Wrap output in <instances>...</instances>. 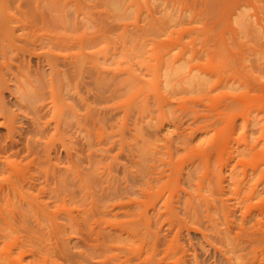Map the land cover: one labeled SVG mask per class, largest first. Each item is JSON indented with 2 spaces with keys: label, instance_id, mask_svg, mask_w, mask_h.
Listing matches in <instances>:
<instances>
[{
  "label": "rangeland",
  "instance_id": "374dc122",
  "mask_svg": "<svg viewBox=\"0 0 264 264\" xmlns=\"http://www.w3.org/2000/svg\"><path fill=\"white\" fill-rule=\"evenodd\" d=\"M40 1L41 3H47L48 0ZM49 1L56 2V6L54 5L56 7V10L54 8V14L57 16L56 21L58 19L55 24L56 36L59 35V37H57H61V41L66 43L64 47L62 46L63 44H61V48L58 45L62 43L59 39L60 43L59 41H57L58 44L56 43L58 47L56 45L53 46H56L53 48L55 52L57 54L60 53L62 56H66V54L68 55L70 52L73 56L72 58H76L74 56L79 55L81 50H83V52L84 49L86 52L89 50L92 56L87 52L88 56L92 58L95 56L93 58L95 61H93L95 64L98 62L96 66L99 68H96H98L99 71L107 69L101 72L104 79L101 78L98 81L94 80L97 78V75H95L97 73L91 70L90 66L86 67L89 69L88 71L85 68L82 72L80 71L81 69L75 67L71 69V72L72 70H74V72L79 70L77 73L81 72L82 75L78 73L77 76L80 78H76L77 73L73 72L74 74H71L70 77H72V79L70 80L76 82L78 86L76 85V87L71 81H66L68 83L65 82L64 86L69 84L72 88L65 86L68 88V92L70 89V93H68L65 91L64 86H61L62 81H60L61 84L57 81L55 92H57L56 94L58 95H55V99L59 101L56 100V104L54 103V105L50 106L49 104H53V100L51 102V97L53 96H51L52 93L48 91L49 88L46 87L47 89H45V86L47 83H50V79H48L47 76L49 74L48 77H50V72L52 71L50 65L44 59L46 58V56H44L45 53L50 48L48 49L49 46L45 47L47 44L46 39H44V42L39 39L42 35H46L47 37L44 30L42 31L39 29L36 31L39 37H36V40L39 39L37 40L39 42L36 43L37 48L34 52L37 51L38 53L42 50L39 52L41 55L39 53V55L34 53V56H31V53H26L27 55L25 56L20 54L21 65L23 67L22 72L27 71V74L25 72V74L23 73L25 76L27 75V77L23 79L22 85H20L14 77L13 72L15 71L14 73H17L16 67H10L11 69L9 70H14L13 72L7 70L6 66H4L6 65L5 59L0 55V65L3 63V65H1V69H3L1 72L3 73L5 71L3 76L7 79L5 80L3 78L4 82L0 79L3 83L0 85H4L5 88H10L9 90L12 91L9 92L2 87L6 92H2V94H5L4 97L0 94V109L5 107L6 112L12 119L16 116V121H14L17 123L14 122V124L21 135L16 133L14 135V140H18L17 144H19L20 147L28 142L30 148H32L34 146L31 147L29 142L32 143L35 141L36 143L38 141L37 143L40 144H36L38 147L39 145L42 147H39V149L42 150L38 149V154L40 155L38 158H41L40 160H42V163L45 162L43 160H48L50 162L47 164L48 166L46 165L47 167L50 166V168L52 167V169L56 170L60 167L62 171H64L67 166L70 167V180H68L70 183H68L71 184L69 185L71 193L67 198L68 200L70 198L71 201L68 202V206L71 208L73 220V222L71 221V229L73 230L70 231V234L72 232L73 241L71 249L73 248L72 252H74V255L86 260L85 262L90 264H264V239H256V236L259 238L260 235L264 238V182L260 183V180L264 179L260 172L264 170V0H249V2L246 1L247 3L244 2L245 5H241L242 1L238 3L237 1L239 0H233L237 2L239 8L243 11L238 9L240 12L236 14L237 16L239 15V17L235 15L236 17H232V20L228 18L227 20L231 24L226 20V24L223 22V26L222 24H217L218 22L216 21L217 17H219L218 11L215 10L217 9V0H206V2L205 0H183V2L177 1L176 3L175 0H113V3H111V0ZM163 1L166 4L169 2L170 9L167 10L168 15L165 14L163 17L161 15L162 13L160 14V12H158L160 15H157L156 12L155 16L157 15L156 17L157 19L159 18L158 20L160 21H153L154 25H152L153 23L150 24V14L148 13L151 12L150 10L157 11L161 9L162 5H166ZM208 1L212 3H207ZM16 2L17 0L13 1L12 5L11 2H9L10 7L8 13H12V17L16 19L12 25H17L15 22L21 25V20H23L24 23H26V21L18 12ZM103 2L107 4L105 3V5ZM130 3L132 6H130ZM209 4L211 7L214 6L213 9H215H210L211 7H209ZM237 4L235 3V5ZM235 5H232V7H237ZM207 7H209V9ZM111 9L114 11H111ZM233 9L234 11L236 10V8ZM179 11L183 12L181 18H179L178 15H182ZM235 12L238 11L236 10ZM117 15L125 18L122 19ZM172 15L175 19L172 18ZM17 18L20 20L18 21ZM102 19H104V21ZM164 19L168 22V26H170L169 23H171L172 19L171 27L174 26L172 28L174 31L172 32L174 33L172 36L177 35L178 37L176 38L178 41L176 39L174 40L175 37H171L170 41L169 34L171 35V32H169L168 36L165 35L169 30L165 34L163 33V35L157 31L160 23L164 22ZM107 22L111 25L108 26ZM59 23L60 25L58 26ZM125 23L128 26L124 25ZM19 24L16 26L15 33H19V35H17L20 38L21 35H23L24 29L20 28L22 26ZM156 24L159 25L157 26ZM111 26L113 27L110 28ZM149 26L152 29H150ZM181 26L185 28H183L184 32L187 30L185 33L183 32V39L179 37V33L177 34ZM102 27L104 31H101V29L103 30ZM144 27L145 29L148 28L149 31H146ZM171 27L169 28L172 31ZM30 29L28 28V30ZM174 29L178 31L176 32ZM28 30H25V32L28 33ZM59 30L65 34L62 32L59 33ZM219 30H224L223 35L220 36L224 38L226 36L228 41L226 39L225 41H227V44H230L235 36H240V41L243 43L245 42L244 47H248L246 48L247 50L245 49V53H243L245 56L241 54L246 58L245 61L238 52L239 48L236 49L238 53L235 51V57L238 54L240 55L237 56V58H240H238V61L235 60L236 62L230 60L227 54L219 55L217 52L219 46L217 45V42L219 44L217 39L220 40L218 36L221 34ZM111 31L113 33H111ZM154 31H156L155 34L151 33ZM25 32L23 35L24 37L22 36L20 38L21 42L26 41L24 40L25 38L33 40V37L30 38L29 34ZM29 32L33 34V31ZM83 34L85 35L83 36ZM25 35L27 36L25 37ZM97 35L100 36L97 37ZM232 36L234 38H232ZM134 37L136 38L134 39ZM94 38H97L96 41ZM72 40H74L75 43ZM154 41L155 43L159 41V44H154ZM138 42L141 43L139 44ZM1 43L2 42H0V48L2 47ZM77 43H80V45ZM5 44H7V42ZM182 44L183 46H181ZM261 44H263V48ZM68 45L71 46L69 47ZM154 45H157V48ZM153 46L155 48H153ZM168 47L170 48L169 50ZM154 49L155 51H153ZM173 49H175V51ZM74 52L76 53L74 54ZM146 52H148V54ZM153 52L156 53V55H154L156 59L153 58ZM167 52L169 55L173 53L171 57ZM180 52H182L184 56L181 61L182 63L180 61L178 63L179 65L176 63V66H179L177 68L175 64L174 66L172 65L173 60L171 59H173L172 57L175 58L179 56L181 54ZM142 53H145V55ZM12 54L15 55V53L11 52L10 54L9 52L8 55H10L11 58L9 56L8 58H13L14 60V55ZM129 54L131 55L130 58L128 56ZM161 54H164L165 64H163L164 62H160L162 61ZM85 55L87 54L85 53ZM148 55L153 57H149ZM150 58L151 60L148 61L147 59ZM62 59L63 57L60 60L62 61ZM132 59L134 61H132ZM124 60L126 62H124ZM15 61L19 63L18 58H15L14 62ZM138 61L141 64H137L139 63ZM89 62L91 63V61ZM130 62L133 64L130 65ZM149 62L153 67H151L152 65L150 66ZM156 62H158V66H156ZM160 64H162V66L164 65V67L159 66ZM106 65L109 68H105ZM141 65L144 68H142ZM170 65H172L171 67H175V69H173L175 71L173 72V74H175L173 75L174 77L171 76V73L169 74V69H171L169 68ZM64 66L66 65L60 63L59 69L62 72L67 69ZM111 66L113 70L119 72L116 73L110 69ZM154 66L156 72H158L156 74H153L155 72ZM30 68L31 71L33 70L31 74L29 73L30 70H28ZM126 68H129V70ZM165 68L166 70L168 69L167 73L165 72ZM130 69L137 73V75L135 73L136 77H134V75L133 77L135 79L138 77L136 80L139 81L138 85H140V89L136 86L132 88L134 84L130 81L129 83L124 82L130 77L127 74L131 72ZM157 69L159 71L161 69L160 73ZM125 70L126 72H124ZM7 71L9 72L7 73ZM134 72H131V74H134ZM138 72H141L140 76ZM88 73L90 74L88 75ZM112 73H114V78H112ZM157 74H161V76L159 77ZM180 74H183V84L182 81L181 83L178 82L180 80L177 76ZM154 75L156 77L155 81L158 78L156 81L157 83L154 81ZM36 76H40V79ZM41 76L44 77L42 78ZM109 76H111V78ZM108 77L111 79H108L110 82L108 80L106 81ZM37 78L40 80V83L45 82L42 83L43 87H38L41 84H39ZM63 78L64 77H62V79ZM123 78L125 80H123ZM161 78L166 80L163 79L165 83ZM120 79L125 83L124 85L122 84L124 87L131 88V92L128 91L130 89H126L121 85V81L118 83ZM207 79L209 80L207 81ZM75 80L79 82L77 83ZM169 80L171 81L168 82ZM103 81L106 82L103 83ZM69 82H71V84ZM107 82L108 85L106 84ZM29 83L33 85L30 86ZM96 83L98 87H96ZM109 84L114 86L112 87ZM72 85L74 87H72ZM130 85H132V87H130ZM20 86H24L25 88L23 87V89ZM32 86H34V88ZM35 86H37L36 89ZM153 86L159 87L153 88ZM41 87L43 88L42 91L45 90L43 94L40 93L41 90L36 91L41 89ZM160 87L164 88V90L159 89ZM74 88H77V91ZM179 88L181 89L179 90ZM22 89L23 91H21ZM29 89L34 90L29 91ZM133 89H136V91H133ZM46 90L50 92L51 95ZM113 90H115L114 95L112 94ZM35 91L36 93H40L39 95H41V97H43L46 92L47 96L50 95L51 97L45 95L43 100L45 99L46 101L43 102L42 98L34 93ZM158 91L159 93H161V91H166V93H161V95L169 99L172 97L173 99L170 100V104L164 106L165 109L163 104L160 105L161 102L157 100L160 99L159 95H156ZM73 92L77 93L72 95ZM103 92L105 94L107 93L106 96H104L105 94ZM110 92L112 97L110 96ZM66 93H68V95ZM101 93L103 94L101 95ZM136 93H140V95ZM79 94L80 98L82 97L81 100L78 97ZM179 94L181 95L180 98L178 97ZM133 95L138 97H134ZM123 96L126 97L122 100L121 98ZM155 96L156 98H154ZM174 96L176 98L178 97V99L175 100ZM64 97L67 99H64ZM83 98L85 99L86 105L83 102ZM239 98L242 100V102L239 100L240 103L237 101ZM127 99L128 102H131L130 106L133 108L132 110L130 109V111H127L126 107L124 108V104H122L123 106L121 105V100L124 101V103H128L125 102ZM133 100L135 103L137 101L141 103V105L136 103L137 109L133 107L136 104L132 105L134 102ZM236 101L239 104H236ZM2 103L4 104L2 105ZM43 103L44 106L46 104L50 106L49 108L46 105L47 107L45 109H48L47 112L42 105ZM68 103L72 105L71 109L73 111L70 109L71 105L67 106ZM147 103L149 109H147ZM156 103L160 106L157 107ZM84 105L85 107H83ZM53 106L57 107L54 109ZM142 106H144L143 109ZM42 108L44 111L41 110ZM125 110L129 113H125ZM159 110H161L162 114ZM131 111L132 114L130 113ZM39 112L42 114H39ZM53 112H55L57 117ZM143 112L144 114L146 112L145 116ZM37 113L43 120L38 117ZM1 117H3V115ZM33 120H35L34 123ZM57 120H62L63 122L66 120V123ZM1 121H3V118H1ZM42 121L45 124H43ZM231 122L236 123H233L235 124V127H233L234 129L232 128L233 125ZM42 124L43 126L46 125L45 129ZM228 125H230L233 130L230 127L228 128ZM230 130L233 132L231 133ZM179 132H182L183 135ZM50 135L53 137L50 138ZM8 136V128L6 126H0V146L3 145L2 143L8 141ZM48 138L51 140L53 139V143L48 142L49 144H47H53L51 146L54 148L48 145L46 147L45 143L48 141ZM220 138H222V141H220ZM184 139L189 142L186 143ZM213 142L215 143L214 145ZM35 143L32 144L37 147ZM219 143L223 146H220ZM17 144L15 146L16 149L19 147ZM224 145L228 148L223 152L225 153L223 155L224 161L218 160L222 159L219 157L216 158V156L220 155ZM24 147L26 149V146ZM170 147L173 152L168 151ZM44 148L45 152L43 150ZM65 148L71 150V153L66 151ZM48 149H51V151ZM24 151L27 152L26 150ZM48 151L51 152L49 155L46 153ZM167 151L173 153H169L171 157L167 154ZM215 151L217 155H215ZM9 152L5 154L6 152L2 150L0 155L1 157H5V155L9 157L12 155L10 156L11 160H23V162H27L29 159L31 160V156L33 155L32 153H28V155H31L28 157L27 154H23L26 156L25 158L21 153V155L18 154L15 156V154H12V151V153ZM209 153L212 155L210 156ZM149 154L157 157L153 156L154 160H151ZM206 154L209 156H206ZM230 154H232L231 156L233 158L228 156ZM47 157L50 159H47ZM227 157L232 158L230 162ZM192 159L194 161L196 160L194 164ZM176 161L180 162L177 163ZM206 161L209 163L208 165ZM38 162L42 164L39 159ZM152 163L153 165L149 168V165ZM202 163L209 167L206 166L205 168V165L203 166ZM146 164L148 165V170L144 168ZM168 164H172L173 166L171 167ZM181 164H183V169L180 167ZM221 164L224 165L223 169L220 167ZM253 164L255 166L260 164L259 170H257ZM178 167L181 168L182 171L179 170ZM60 168L58 169L59 171L56 172H60ZM150 169L152 170L150 171ZM207 169H210V171L208 170V172ZM173 170L175 172L177 170L183 172V174L180 172L182 175L180 174L179 177L177 176L180 182L176 179L177 183H174L175 181L172 180V178H176V175L172 174ZM66 171L64 174H66ZM159 171H161L162 174ZM175 172L174 174H176ZM60 173L57 175L64 177L63 173H61L62 175ZM167 174H170V177H172V175L174 177L169 180L170 177ZM220 178H224L222 196H220L219 192L221 191L218 188L221 182H217L219 183L218 185L216 183V179L219 181ZM53 181L54 180H52V182ZM168 181H171V184ZM167 183H169V185H167ZM254 185H256V191L258 193L255 191L254 193L249 192L251 188H254ZM219 187L221 186L219 185ZM48 196L49 195H43V202L45 199L48 202ZM249 199L251 201H249ZM49 200L52 201L50 204L47 203V206L51 205V209L49 208L50 210H54L56 204L61 202L60 199L58 200L53 197ZM45 202L44 204H46ZM221 203H224V208ZM259 209L262 210L260 211ZM227 211L231 213H227ZM60 216V219H57V221H60L59 224L61 223L62 227H65V223L67 226L68 223L65 222L67 218L66 213H62ZM0 261L2 262L4 260L0 259ZM61 261L62 260H60V264ZM4 263L6 264L7 261H4ZM8 263L12 264L10 262Z\"/></svg>",
  "mask_w": 264,
  "mask_h": 264
},
{
  "label": "bare ground",
  "instance_id": "6f19581e",
  "mask_svg": "<svg viewBox=\"0 0 264 264\" xmlns=\"http://www.w3.org/2000/svg\"><path fill=\"white\" fill-rule=\"evenodd\" d=\"M13 1H16V0H0V9H1V13H0V16H1V18H0V42H2L1 43V48H0V50H1V52H0V55H2L3 56V58L5 59V63H6V65H4V66H6V68H7V70H9V69H11L10 67L11 66H15L16 68V71H17V73H14L12 70H9V71H12L13 72V74H14V77L16 78V80H17V82L20 84V85H22V82H23V79H26V77H27V75L25 76L24 74L27 72V71H24V72H22V65H21V55L20 54H22V56H25V55H27L26 53H31L30 55L31 56H34V53L36 54V55H39L40 53V51H42V50H40L38 53H37V51L36 52H34L35 51V49L37 48V42H39V41H37V40H39V39H41L43 42H44V39H46V42H47V44L48 43H50V44H43V45H45V47L46 46H49L48 47V51L46 52V53H48V54H46L45 53V49L43 50L44 51V53H45V55L44 56H46V58H44L46 61H47V63L50 65V69H51V71L52 72H50L51 74H50V77H48L49 76V74H48V76H47V78L48 79H50V83H47V85L45 86V89H47V88H49V90L48 91H50L51 93H52V95H51V93L50 92H48L47 90V92L51 95V96H53V97H51L50 95H48L47 96V92L44 94V96L46 95L47 97H51V102H52V100H53V104H49L50 106L51 105H54V103L56 102V100L57 101H59L58 99H55V95H58V94H56L57 92H55L56 90V84L58 83L57 81H62V84H61V82H60V84H61V86L63 85L64 86V84H65V82L66 81H71L72 82V84L74 83L75 84V86L77 85L76 84V82H73L72 80H70V79H72V77H70L71 76V74L74 72V70H72V72H71V69H73V68H79V69H81L80 71L82 72L83 71V69H85L87 66H90V68H91V70H94V71H96V73L97 74H95V75H97V78H95V77H93V78H95L94 80H99V79H104V77H103V75L101 74V72L103 71V70H101V71H99V67L98 66H96V65H98L97 63L98 62H96V64H95V60L93 59L95 56V54L93 55L94 57L92 58V57H90V56H92L91 54L92 53H89V50L87 51L88 53H89V55L90 56H88V53L85 51V49H84V52H83V50H81V48H80V50H81V53L79 54V55H77V56H74V57H76V58H72L73 56L71 55V53L69 52V54L67 55L66 54V56L65 55H61L60 53V55L59 54H57L56 52H55V49H53V48H55L56 46H57V41H59V39L61 38H58L59 37V35H57L56 36V33L57 32H55V30H56V26H55V24L57 23V21H58V19H57V21H56V18H57V16H55V14H54V11L56 10V2L54 3V2H50L49 0V2L47 1V3H41V1L39 0H17V10H18V12L22 15V17L23 18H25L24 20L26 21V23H24L23 22V20H21L20 21V23H22L21 25L19 24V23H17V22H15L17 25L19 24L20 26H22V27H20V28H23L24 29V31H23V35H24V32H25V30H28V28L30 29V30H28V33L27 32H25L26 34H29V37L30 38H32L33 40H30L29 38L28 39H24V40H26V41H24V42H21V37L23 36V35H21V37L19 38V33H15L16 32V26L17 25H12V23L14 22V20H16L15 18H13L12 17V13L11 14H9L8 13V10H9V7H10V3L9 2H11V5H12V2ZM45 1V0H44ZM103 1V0H102ZM108 1V0H107ZM113 0H111V3H113L112 2ZM120 1V0H119ZM135 1V0H134ZM139 1V0H138ZM149 1V0H148ZM156 1V0H155ZM161 1V0H160ZM168 1V0H167ZM183 2V0H175V3L176 2ZM215 1V0H214ZM233 1V0H232ZM231 0H230V2H229V0H217V4H216V7H217V9H215L216 11H218V13H219V15H218V13H217V15L219 16V17H217V19H216V21L218 22L217 24H222V26H223V22L226 24V20L228 19V18H230L231 20H232V17H234L235 15L237 16V14L236 13H239L240 11L238 10V9H240L239 8V5L237 4V2L239 3L240 1H242V4L241 5H245L244 4V2H249V0H239V1H237V2H232ZM131 2H133V1H131ZM164 2V1H163ZM205 2H206V0H205ZM246 2V3H247ZM101 3V2H100ZM106 3V2H105ZM104 2H103V4H105ZM110 3V2H109ZM125 3V2H124ZM141 3V2H140ZM157 3V2H156ZM165 3V2H164ZM169 3V2H168ZM166 4V5H162V4H160V5H162V8L161 9H159V10H157L156 8V10L157 11H155V10H150L151 12L150 13H148V14H150L149 15V20H150V24H152L153 23V21H160V20H158L157 19V15H160L161 13V15L164 17V15L165 14H167L168 15V13H167V10L168 9H170L169 8V4ZM171 3V2H170ZM207 3H212L211 1L209 2H207ZM235 3L237 4V5H235ZM42 4H44V5H42ZM107 4V3H106ZM105 4V5H106ZM131 4V3H130ZM148 4H149V2H148ZM182 4V3H181ZM210 4H209V7H211L210 6ZM234 6H237V7H232V5ZM55 5V6H54ZM99 5V4H98ZM125 5V4H124ZM212 5H215V4H212ZM99 6H102V5H99ZM111 6V5H110ZM130 6H132V4L130 5ZM150 6V5H149ZM148 6V7H149ZM159 6V5H158ZM11 7H13V6H11ZM109 7V6H108ZM157 7V6H156ZM209 7H207L208 9H209ZM214 7V6H213ZM213 7H211L210 9H212V10H214L213 9ZM54 8H55V10H54ZM116 8V7H115ZM150 8H151V6H150ZM159 8V7H158ZM172 8V7H171ZM233 8H236V10L238 11V12H235L234 11V9ZM107 9V8H106ZM120 9V8H119ZM175 9V8H174ZM173 9V10H174ZM179 9V8H178ZM182 10H183V8H182ZM240 10H242V9H240ZM15 11V10H14ZM104 11V10H103ZM108 11V10H107ZM107 11H106V13H107ZM111 11H114V10H112L111 9ZM155 11V12H154ZM170 11V10H169ZM177 11V10H176ZM243 11V10H242ZM17 12V11H16ZM156 12H157V15L155 16V14H156ZM158 12H160V14L158 13ZM179 12H181V14L183 13L182 11H179ZM125 13V12H124ZM2 14V15H1ZM104 14V13H103ZM118 14H121V13H118ZM170 14V13H169ZM121 15H123V14H121ZM166 15V16H167ZM174 15V14H173ZM173 15H172V18L173 19H175L174 17H173ZM179 15V18H181L182 16H183V14L182 15H180V14H178ZM104 16V15H103ZM110 16V15H109ZM117 16H119V15H117ZM125 16V15H124ZM161 16V17H162ZM165 16V17H166ZM235 16V17H236ZM119 17H123V16H119ZM160 17V16H159ZM171 17V16H170ZM234 17V18H235ZM237 17H239V15L237 16ZM22 18V19H23ZM105 18V17H104ZM116 18V17H115ZM125 18V17H124ZM124 18H122V19H124ZM148 18V17H147ZM147 18H145V19H147ZM225 18V19H224ZM18 19V21L20 20L19 18H17ZM27 19H29V20H27ZM118 19V18H117ZM122 19H121V21H122ZM162 19V18H161ZM229 19V20H230ZM103 21H104V19H102ZM116 20V19H115ZM181 20V19H180ZM183 20V19H182ZM108 21H109V19H108ZM168 21V20H167ZM228 21V20H227ZM64 22V21H63ZM116 22H118V21H116ZM146 22H147V20H146ZM163 22V21H162ZM175 22H176V20H175ZM222 22V23H221ZM229 22V21H228ZM232 22V21H231ZM14 23V24H15ZM28 23V24H27ZM66 23V22H65ZM64 23V24H65ZM78 23V22H77ZM108 23V22H107ZM112 23V22H111ZM114 23V22H113ZM171 23H172V19H171ZM171 23H169L170 24V26H168V22H166V20L164 19V22L163 23H160V25H159V27H158V32H160V34H162L163 35V33L165 34L168 30V33H166L165 35H167L168 36V34H169V32H171V35L169 34V36H170V41H171V37H175L174 38V40L176 39L177 40V38L176 37H178L177 35L176 36H172L174 33H172V32H174L173 31V27L174 26H172L171 27ZM179 23H180V21H179ZM230 23V22H229ZM26 24V25H25ZM63 24V25H64ZM138 24V23H137ZM146 24V23H145ZM183 24V23H182ZM182 24H180V25H182ZM231 24V23H230ZM12 25V26H11ZM60 25V23L58 24V26ZM92 25V24H91ZM94 25H96V24H94ZM105 25H106V23H105ZM109 25H111L110 23H108V26ZM117 25V24H116ZM121 25V24H120ZM124 25H127L126 23L124 24ZM139 25V24H138ZM148 25V24H147ZM146 25V26H147ZM152 25H154V23L152 24ZM157 25V24H156ZM157 25V26H158ZM175 25V24H174ZM29 26V27H28ZM103 26V25H102ZM128 26V25H127ZM140 26V25H139ZM145 26V27H146ZM177 26V25H176ZM229 26V25H228ZM19 27V26H18ZM64 27V26H63ZM68 27H69V25H68ZM104 27V26H103ZM102 27V28H103ZM113 26H111L110 28H112ZM141 27V26H140ZM145 27H144V29H145ZM150 27V26H149ZM169 27H171V29H172V31L170 30V28ZM225 27H226V25H225ZM225 27H223V28H225ZM60 28V27H59ZM115 28V27H114ZM154 28H156V27H154ZM169 28V29H168ZM177 28H178V26H177ZM183 26H181V28L180 29H178V30H175L176 32H177V34L179 33V37L181 38V39H183ZM219 28V27H218ZM228 28H230V27H228ZM44 30V33H46L47 34V37H46V35L45 36H43L42 34H40V35H42V36H40L41 38H39L38 37V34H37V32L36 31H38V30ZM64 29V28H63ZM97 29H99V28H97ZM119 29V28H118ZM143 29V28H142ZM150 29H152L151 27H150ZM157 29V28H156ZM185 29V28H184ZM19 30V29H18ZM21 30V29H20ZM66 30V29H65ZM108 30V29H107ZM146 31L148 30L149 31V29L147 28V29H145ZM22 31V30H21ZM29 31H33V34L31 33V32H29ZM58 31V30H57ZM60 32L59 33H61L62 31L61 30H59ZM101 31H104V28H103V30L101 29ZM105 31H106V29H105ZM146 31H145V33H146ZM187 31V30H186ZM185 31V32H186ZM224 31V30H223ZM223 31L221 30H219V32H221V34H219V36H218V38H220V40L219 39H217V41H219V44H218V42H217V45H219L218 46V49H217V52L219 53V55H221V54H227V56L230 58V60H232V61H235V60H237L238 61V58H240V57H238L237 58V56L239 55H237L236 57H235V53L237 52L236 51V49H238L239 48V50H238V52L240 53V55L241 54H243V53H245V51L247 50L246 48H248L247 46H246V48L244 47L245 46V42L243 43L242 41H240V36H238L237 34V36H235V38L232 36V38H234L233 39V41L229 44H227V39H226V36H225V38L223 37V36H220V35H223ZM19 32V31H18ZM108 32V31H107ZM109 32H110V30H109ZM115 32V31H114ZM155 32L156 31H154V32H151V33H153V34H155ZM184 32V33H185ZM236 32V31H235ZM21 33V32H20ZM62 33H64V32H62ZM87 33V32H86ZM93 33V32H92ZM111 33H113L112 31H111ZM148 33V32H147ZM65 34V33H64ZM98 34V33H97ZM159 34V33H158ZM232 34H234V33H232ZM238 34H239V32H238ZM241 34V33H240ZM18 37H17V36ZM85 34H83V36H84ZM92 35V34H91ZM96 35V34H95ZM146 35V34H145ZM150 35H152V34H150ZM149 35V36H150ZM27 35H25V37H26ZM61 36V35H60ZM81 36V35H80ZM87 36V35H86ZM100 35H97V37H99ZM140 36V35H139ZM142 36H144V35H142ZM24 37V36H23ZM36 37L37 38H39V39H37L36 40ZM95 37V36H94ZM57 38H58V40H57ZM63 38H64V35H63ZM69 38V37H68ZM84 38V37H83ZM86 38V37H85ZM87 38H89V37H87ZM91 38V37H90ZM101 38V37H100ZM136 37H134V39H135ZM137 38H138V36H137ZM70 39V38H69ZM81 39V38H80ZM97 39V38H96ZM96 39L94 38V40L96 41ZM169 39V38H168ZM168 39H167V41H168ZM225 39L227 40V41H225ZM48 40V41H47ZM62 39H60V41H61ZM65 40V39H64ZM83 40H86V39H83ZM129 40V39H128ZM245 40V39H244ZM4 41H5V43L7 42V44H5L4 43ZM27 41H28V43H27ZM32 41V42H31ZM60 41H59V43H60ZM73 42H74V40H72ZM95 41H93V42H95ZM98 41V40H97ZM132 41V40H131ZM131 41H130V43H131ZM145 41V40H144ZM157 41V40H156ZM173 41V40H172ZM178 41V40H177ZM180 41V40H179ZM27 43V45H26V43ZM62 43H60V44H58L59 46L61 45V44H63L62 46L64 47V44H65V46H66V43H63L64 41H61ZM24 43V44H23ZM41 43V42H40ZM40 43H38V44H40ZM57 43V44H56ZM68 43V42H67ZM75 43V42H74ZM81 43H82V41H81ZM89 43V42H88ZM87 43V44H88ZM139 43V42H138ZM141 43V42H140ZM139 43V44H140ZM156 43H158L159 44V41L158 42H156ZM155 43V41H154V44H156ZM69 44H71V43H69ZM77 44H79L80 45V43H77ZM76 44V45H77ZM84 44V43H83ZM86 44V45H87ZM134 44H136V43H134ZM157 44V45H158ZM172 44V43H171ZM26 45V46H25ZM42 45V44H41ZM54 45H56L55 47H53ZM75 45V44H74ZM94 45V44H93ZM146 45V44H145ZM156 45V46H157ZM177 45H179V44H177ZM263 44H261V46H262ZM51 46H52V49H51ZM69 47L71 46V45H68ZM73 46V45H72ZM96 46V45H95ZM126 46V45H125ZM143 46V45H142ZM155 46V45H154ZM153 46V48H155ZM174 46H176V45H174ZM173 46V47H174ZM181 46H183V44L181 45ZM181 46H178V47H181ZM260 46V47H261ZM58 47V46H57ZM61 47V46H60ZM79 47V46H78ZM83 47V46H82ZM86 47V46H85ZM129 47V46H128ZM139 47V46H138ZM137 47V48H138ZM144 47V46H143ZM148 47V46H147ZM161 47V46H160ZM170 47V46H169ZM168 47V50L170 49ZM234 47H237V48H234ZM9 48H10V50H9ZM62 48V47H61ZM66 48V47H65ZM130 48V47H129ZM136 48V47H135ZM144 48H146V47H144ZM157 48V47H156ZM172 48V47H171ZM183 48V47H182ZM262 48H263V46H262ZM40 49V48H39ZM60 49V48H59ZM64 49V48H63ZM62 49V50H63ZM71 49V48H70ZM77 49V48H76ZM128 49V48H127ZM131 49V48H130ZM134 49V48H133ZM143 49V48H142ZM141 49V50H142ZM158 49H159V47H158ZM179 49V48H178ZM235 49V50H234ZM246 49V50H245ZM38 50V49H37ZM51 50V51H50ZM146 50V49H145ZM167 50V51H168ZM174 51H175V49H173ZM179 50H181V49H179ZM241 50H244V51H241ZM10 52V54H11V52L12 53H15V55L14 54H12V55H14V60H15V58H18L19 59V63H17L16 61L14 62V60H13V58L12 59H10L11 57H10V55H8L9 54V52ZM67 51V50H66ZM133 51V50H132ZM131 51V52H132ZM153 51H155V49L153 50ZM185 51V50H184ZM184 51H182V52H184ZM236 51V52H235ZM241 51V52H240ZM130 52V51H129ZM134 52V51H133ZM161 52V51H160ZM163 52V51H162ZM168 52H170V51H168ZM167 52V53H168ZM177 52V51H176ZM182 52H180L181 54V56L179 55V54H175V55H179V56H176L175 58L174 57H172L173 59H171V58H169V59H171V60H173V63H172V65L174 66V64H175V66H176V63L178 64L179 63V61L181 62L182 60H183V53ZM186 52V51H185ZM237 52V53H238ZM32 53H33V55H32ZM64 53H65V51H64ZM67 53V52H66ZM76 52H74V54H75ZM78 53V52H77ZM85 53L87 54V55H85ZM147 54H148V52H146ZM154 53V52H153ZM172 53V52H171ZM73 54V53H72ZM73 54V55H74ZM143 55H145V53H142ZM146 54V55H147ZM150 54H151V52H150ZM173 54V53H172ZM171 54V55H172ZM11 55V56H12ZM41 55V54H40ZM71 57H70V56ZM135 55V54H134ZM154 55H156V53H154L153 54V56ZM167 55V54H166ZM168 55H169V53H168ZM171 55H169L170 57H171ZM239 55V56H240ZM8 56L10 57V58H8ZM42 56H43V54H42ZM129 56V58L131 57V55L129 54L128 55ZM149 56V55H148ZM151 56V55H150ZM149 56V57H150ZM153 56H151V57H153ZM161 56V60L162 61H160V62H164L163 64H165V57H163L164 56V54H161L160 55ZM168 56V57H169ZM213 56V55H212ZM243 56H245V54H243ZM242 55H241V57L242 58H244L243 60L245 61L246 60V58L245 57H243ZM41 57V56H40ZM60 57V58H59ZM63 57V59H62V61L60 60L61 58ZM91 58V59H89V58ZM125 57V56H124ZM132 57H133V55H132ZM135 57H137V56H135ZM142 57V56H141ZM156 56H154L153 58L154 59H156L155 58ZM158 57V56H157ZM163 57V58H162ZM193 57H194V54H193ZM232 57V58H231ZM24 58V57H23ZM27 58V57H26ZM31 58V57H30ZM38 58V57H37ZM42 58V57H41ZM143 58V57H142ZM152 58V59H153ZM237 58V59H236ZM4 59H2V60H4ZM28 59V58H27ZM88 59V60H87ZM105 59V58H104ZM109 59V58H108ZM144 59V58H143ZM158 59V58H157ZM163 59H164V61H163ZM166 59H168V58H166ZM43 60V59H42ZM94 60V61H93ZM127 60V59H126ZM140 60V59H139ZM148 61H150L151 60V58L150 59H147ZM28 61H30V60H28ZM44 61V60H43ZM89 61H91V63L89 62ZM99 61V60H98ZM132 61H134L133 59H132ZM135 61H136V59H135ZM158 61V60H157ZM187 61V60H186ZM243 61V62H244ZM101 62V61H100ZM104 62V61H103ZM124 62H126L125 60H124ZM139 62V61H138ZM140 62H141V60H140ZM137 63V64H141V63ZM236 62V61H235ZM240 62V61H239ZM28 63V62H27ZM31 63V62H30ZM29 63V64H30ZM60 63H62L63 65H66V66H64V67H66L65 69V71H61L60 69H59V66H60ZM65 63V64H64ZM112 63V62H111ZM110 63V64H111ZM135 63V62H134ZM146 63V62H145ZM144 63V64H145ZM150 63V62H149ZM167 63V62H166ZM171 63V62H170ZM182 63V62H181ZM46 64V63H45ZM107 64V63H106ZM109 64V65H110ZM130 65L131 64H133L132 62H130L129 63ZM158 64V62H156V66H158L157 65ZM1 65H3V63H1ZM1 65H0V69H1ZM100 65V64H99ZM105 65V64H104ZM108 65V66H109ZM128 65V64H127ZM148 65V64H147ZM152 64L150 63V66H151ZM172 65H170L169 66V68H171V69H169V74L171 73V76L172 77H174L173 75H175V74H173V72H175L173 69H175V67H171ZM179 65V64H178ZM113 66V65H112ZM112 66L110 67V69H112ZM142 66V65H141ZM141 66H138V67H141ZM145 66V65H144ZM159 66H162V64H160ZM96 67H98V68H96ZM128 67V66H127ZM148 67V66H147ZM151 67H153V65L151 66ZM162 67H164V65L162 66ZM166 67V66H165ZM177 67V66H176ZM179 67V66H178ZM177 67V68H178ZM6 68H5V70H6ZM105 68H109V67H107V65H106V67ZM129 68H131V67H129ZM129 68H126L127 70H129ZM135 68V67H134ZM142 68H144L143 66H142ZM141 68V69H142ZM158 68V67H157ZM168 68V67H167ZM13 69V68H12ZM38 69H39V67H38ZM87 69V71L89 70L88 68H86ZM96 69H98V70H96ZM181 69V68H180ZM3 69H1L0 70V74H1V77H0V79H2L3 80V78L5 79V77L3 76L4 75V73H5V71L2 73L1 71H2ZM28 70H30L29 71V73L31 74V72H33V70L31 71V68L30 69H28ZM77 70V69H76ZM75 70V71H76ZM105 70H107V69H105ZM104 70V71H105ZM109 70V69H108ZM113 70V69H112ZM131 70V72H134V71H132V69H130ZM136 70V69H135ZM139 70H140V68H139ZM138 70V71H139ZM153 70V69H152ZM154 70H155V66H154ZM158 70V69H157ZM165 70H166V68H165ZM168 70V69H167ZM167 70L165 71L166 73H167ZM170 70H171V72H170ZM182 70V69H181ZM9 71H7V73L9 72ZM35 71V70H34ZM77 71H79V70H77ZM77 71L76 72H74V73H77ZM85 71V70H84ZM103 71V72H104ZM113 71H115V70H113ZM143 71V70H142ZM159 71V70H158ZM160 71H161V69H160ZM160 71H159V73H160ZM37 72H38V70H37ZM81 72H78V73H81ZM90 72V71H89ZM108 72V71H107ZM116 73L117 72H119V71H115ZM124 72H126V70L124 71ZM131 72H128L127 74H128V76H130V77H132V78H130V77H128V80L127 81H124L125 83L127 82V83H129V81L130 82H132V84H134L133 85V87H132V85H130V87H132V88H135V86L136 87H138V89H140L141 87H140V85H138L139 84V81L138 80H136L134 77H136V75H137V73L136 72H134V74L132 73L131 74ZM24 73V74H23ZM73 73V74H74ZM78 73L76 74V76L78 75ZM115 73V74H116ZM129 73H130V75H129ZM135 73H136V75H135ZM141 73V72H140ZM139 72H138V74H139V76L141 75ZM156 73H158V72H156V70H155V72L153 73V74H156ZM163 73V72H162ZM27 74V73H26ZM33 74V73H32ZM34 74H36V73H34ZM84 74H86V73H84ZM90 73H88V75H89ZM105 74V73H104ZM114 73H112V75H113ZM119 74V73H118ZM126 74V73H125ZM165 74V73H164ZM169 74H166V75H169ZM204 74V73H203ZM46 75V74H45ZM80 75H82V73L80 74ZM95 75H93V76H95ZM133 75H134V77H133ZM159 77L161 76V74L159 75V74H157ZM182 75V76H181ZM74 76V75H73ZM85 76V75H84ZM120 76H122V75H120ZM119 76V77H120ZM177 76V75H176ZM12 77H13V75H12ZM30 77H31V75H30ZM36 77H38V76H36ZM40 77V76H39ZM38 77V78H39ZM42 78L44 77V76H41ZM62 77H64L63 79H62ZM82 77V76H81ZM110 78H111V76H109ZM107 78L106 79V81L108 80V79H110V78ZM178 78H179V80L180 81H178L179 83H181V81H182V84H183V74H180V75H178L177 76ZM176 77V78H177ZM201 77H203V76H201ZM206 77V76H205ZM7 78V77H6ZM38 78H37V80H38ZM41 78V79H42ZM76 78H80V77H76ZM112 78H114V75L112 76ZM116 78H117V75H116ZM142 78V77H141ZM140 78V79H141ZM187 78V77H186ZM200 78V77H199ZM207 78H209V77H207ZM40 79V78H39ZM73 79H74V77H73ZM132 79V80H131ZM155 79H156V77H155V75H154V81H155ZM164 79V78H163ZM162 78H161V80H163ZM168 79V78H167ZM5 80H7V79H5ZM111 80V79H110ZM116 80V79H115ZM123 80H125L124 78H123ZM134 80H136V81H134ZM157 80H158V78H157ZM156 80V81H157ZM165 80V79H164ZM163 80V81H164ZM173 80V79H172ZM200 80H202V79H200ZM209 79H207V81H208ZM24 81H26V80H24ZM39 81V84H41V85H39L38 87H40V86H42V83H45V82H41L40 83V80H38ZM44 81V80H43ZM46 81H47V79H46ZM75 81H77V83L79 82L78 80H75ZM105 81V82H106ZM109 81V80H108ZM119 81V82H118ZM117 82L118 83H120V81H121V79L120 80H118ZM155 81V82H156ZM166 81V80H165ZM165 81H164V83H165ZM171 80H169L168 82H170ZM2 82H4V80L2 81ZM1 82V80H0V84H3ZM6 82H9V81H6ZM11 82V81H10ZM71 82H69L70 84H71ZM104 81H103V83H105ZM110 82V81H109ZM111 82H113V81H111ZM117 82H116V84H117ZM162 82V81H161ZM168 82H166V83H168ZM205 82V81H204ZM32 83V82H31ZM31 83H29L30 84V86L31 85H33V84H31ZM66 83H68V82H66ZM95 83V82H94ZM125 83H123V81H121V85L123 84H125ZM137 83V84H136ZM144 83V82H143ZM157 83V82H156ZM163 83V82H162ZM172 83V82H171ZM18 84V85H19ZM50 84V85H49ZM107 85H108V82L106 83ZM136 84V85H135ZM181 84V85H182ZM9 85H11V84H9ZM48 85H49V87H48ZM99 85V84H98ZM110 85V84H109ZM114 85H115V83H114ZM113 85V86H114ZM122 85V86H123ZM138 85V86H137ZM158 85H159V83H158ZM162 85V84H161ZM173 85V84H172ZM177 85V84H176ZM29 86V87H30ZM65 86H68V88H71L70 87V85L68 84H66ZM64 86V89H65V91H67L68 92V88L67 87H65ZM78 86V85H77ZM76 86V87H77ZM110 86H112V85H110ZM112 86V87H113ZM118 86V85H117ZM117 86H116V88H117ZM127 86V85H126ZM142 86V85H141ZM155 86V85H154ZM153 86V88H158V87H154ZM164 86V85H163ZM162 86V87H163ZM166 86V85H165ZM167 86H168V84H167ZM179 86H180V84H179ZM6 90L7 88H5V86L3 85V86H1L0 85V94L4 97V95L5 94H2V92L4 91V92H6L5 90H3V88ZM9 87V86H8ZM21 87V86H20ZM24 86H22L21 88H23ZM33 88H34V86H32ZM36 87L37 86H35V89H36ZM43 87V86H42ZM41 87V89H38V90H36V91H39V90H41V92L40 93H42L43 94V92H45V90L44 91H42V88ZM47 87V88H46ZM72 87H74L73 85H72ZM96 87H98L97 86V83H96ZM100 87V86H99ZM111 87V88H112ZM124 87V86H123ZM140 87V88H139ZM173 87H174V85H173ZM172 87V88H173ZM177 87V86H176ZM175 87V88H176ZM25 88V87H24ZM23 88V89H24ZM31 88V87H30ZM79 88V87H78ZM115 88V89H116ZM124 88H126V87H124ZM124 88H123V90H124ZM128 88V87H127ZM126 88V89H127ZM152 88V89H153ZM10 88H8L7 90L9 91V92H12V91H10L9 90ZM17 89H19V88H17ZM23 89L21 90V91H23ZM63 89V88H62ZM63 89V90H64ZM72 89V88H71ZM75 90L77 89V88H74ZM92 89V88H91ZM95 89V88H94ZM104 89V88H103ZM110 89V88H109ZM113 89V88H112ZM121 89V88H120ZM120 89H119V91H120ZM128 89H130V90H128V91H132L131 90V88H128ZM143 89V88H142ZM159 89H162V90H164V88H159ZM166 89V88H165ZM177 89V88H176ZM181 88H179V90H180ZM2 90V91H1ZM20 90V89H19ZM31 89H29V91H30ZM32 90H34V89H32ZM31 90V91H32ZM100 90V89H99ZM111 90V89H110ZM109 90V91H110ZM123 90H121V91H123ZM136 91V89H133V91ZM173 90H174V88H173ZM7 91V92H8ZM36 91L34 92V93H36ZM77 91V90H76ZM114 91L115 90H113V95H114ZM126 91V90H125ZM128 91H127V93H128ZM167 91V90H166ZM166 91H164L165 93H166ZM172 91V90H171ZM175 91V90H174ZM3 92V93H4ZM55 92V93H54ZM90 92V91H89ZM98 92V91H97ZM102 92V91H101ZM112 92V91H111ZM111 92H110V96L112 95L111 94ZM129 92V93H130ZM140 92V91H139ZM156 92H157V89H156ZM164 92H162L161 91V93H164ZM26 93V92H25ZM40 93H36V94H40ZM68 93H70V89H69V92ZM68 93H66L67 95H68ZM75 92H73L72 93V95L74 94ZM77 93V92H76ZM75 93V94H76ZM79 93V92H78ZM99 93V92H98ZM104 93V92H103ZM103 93H101V95L103 94ZM135 93V92H134ZM134 93H132V94H134ZM154 93V92H153ZM161 93H159V91H158V94H156V95H159V98L160 99H157L158 101H160L159 103H160V105H162L163 104V107L165 106V105H168V104H170V100L172 99V97L169 99L168 97H164L163 95H161ZM168 93V92H167ZM170 93V92H169ZM172 93H174V92H172ZM178 93V92H177ZM181 93V92H180ZM182 93H183V91H182ZM13 94V93H12ZM11 94V95H12ZM20 94V93H19ZM97 94V93H96ZM100 94V93H99ZM105 94V93H104ZM107 94V93H106ZM106 94L104 95V96H106ZM137 95H140V93H136ZM1 95H0V99H1ZM22 95V94H21ZM25 95V94H24ZM168 95H170V94H168ZM180 95V94H179ZM178 95V97L180 98L181 97V95L179 96ZM40 97H41V95H39ZM43 96V95H42ZM44 96L43 97H41L42 98V101L44 102V101H46L45 99L43 100V98H44ZM78 96V95H77ZM134 97H138V96H136V95H133ZM154 96V95H153ZM173 96V95H172ZM176 96V95H175ZM174 96V97H175ZM74 97H75V95H74ZM79 98H80V94H79V96H78ZM77 97V98H78ZM109 97V96H108ZM112 97V96H111ZM124 97H126V96H123L121 99L123 100L124 99ZM149 97H150V94H149ZM178 97L176 98L175 97V100H177L178 99ZM57 98V97H56ZM60 98V97H59ZM82 98V97H81ZM81 98H80V100H81ZM154 98H156V96L154 97ZM183 98V97H182ZM242 98V97H241ZM50 99V98H49ZM64 99H67L66 97H64ZM110 99V98H109ZM112 99V98H111ZM126 99V98H125ZM134 99H137V98H134ZM147 99V98H146ZM145 99V100H146ZM149 99V98H148ZM245 99V98H244ZM5 100V99H4ZM47 100H48V98H47ZM83 102L85 103V99L83 98ZM121 100V105L122 104H124V108L126 107V109H127V111L129 110L130 111V109L132 110L133 108L130 106L131 105V102H128V99H127V101H125V102H128L129 103V105H128V103H124V101H122ZM156 100V99H155ZM173 100V99H172ZM174 100V101H175ZM183 100V99H182ZM239 100H241L240 98L237 100L238 102H239ZM134 101V100H133ZM138 101H139V99H138ZM138 101L136 102V103H138ZM142 101H144V100H142ZM236 101V104L238 103ZM245 101V100H244ZM50 102V103H51ZM81 102V101H80ZM146 102V101H145ZM145 102H144V104H145ZM240 102H242V100L240 101ZM239 102V103H240ZM60 103V102H59ZM72 103V102H71ZM134 103V104H133ZM132 103V105H135L136 103H135V101ZM143 103V102H142ZM149 103V102H148ZM148 103L146 104V106L148 105ZM172 103V102H171ZM238 103V104H239ZM4 103H2V105H3ZM56 104V103H55ZM58 104V103H57ZM127 104V105H126ZM138 104H140L141 105V103L139 102ZM143 104V105H144ZM157 104V107H159L160 105H158V103H156ZM242 104V103H241ZM43 106H44V103L42 104ZM47 105V104H46ZM44 106V109L48 106ZM68 105H71V104H67V106ZM74 105V104H73ZM85 105H86V103H85ZM85 105L83 106V107H85ZM0 106H1V102H0ZM50 106H48L49 108H50ZM58 106V105H57ZM57 106H55V107H57ZM59 106H60V104H59ZM58 106V107H59ZM123 106V105H122ZM137 104L135 105V106H133V107H135V109H137ZM170 106V105H169ZM41 107V106H40ZM54 107V106H53ZM55 107H54V109H55ZM70 107V106H69ZM87 107V106H86ZM129 107V108H128ZM143 107L144 106H142V109H143ZM148 108L147 109H149V106H147ZM52 108V107H51ZM72 108V105H71V107H70V109ZM59 109V108H58ZM139 109H141V108H139ZM138 109V110H139ZM145 109V108H144ZM159 109V108H158ZM161 109H162V106H161ZM164 109H165V107H164ZM1 111V115H0V117L3 115V117H1V118H3V121H1V118H0V126H6L7 128H8V133H9V139H8V141H6V142H4V143H2L3 145H1L0 146V153H1V151L3 150V151H5L6 153L5 154H7L9 151V153H12L13 155L15 154V156L16 155H18V154H22V156L23 157H25L26 158V156L25 155H23V154H27L28 155V153H32L33 155L31 156L30 154L28 155V157H30L31 156V160L29 159V161L27 160V159H25V160H27V162H23V160L22 161H15V160H11V157L10 156H12V155H10L9 157H6V156H8V155H5V157L3 158V157H1V155H0V259L1 260H4L5 262L7 261V263L6 264H9L8 262H10V263H12V264H60V260H62L61 261V264L63 263V264H86L87 262H85L86 260H83L82 258H80V257H76L75 255H74V252H72V250H73V248L71 249V246H72V241H73V237H72V232H71V234H70V231H72L73 229H71V221L73 222V220H72V212H71V208H69L70 206H68V202L70 201V198H69V200H68V196H70V193H71V191H70V187H69V185H71V184H69L70 183V181H68V180H70V176H69V171L71 170V169H69L70 167L69 166H67V168L64 170V171H62V169H61V173H63V175H64V177L63 176H58L57 174H59L60 172H56V171H59L58 169L59 168H57V170L56 169H52V167L50 168V166L49 167H47L48 165L47 164H49V162L50 161H48V160H43V161H45L44 163H42V160H40L41 158H38L40 155L38 154V149H39V147L40 148H42L40 145H39V147H38V145L37 144H40V143H35V141L34 142H32V143H35L36 145H37V147L35 146V145H33L31 142H29L30 143V145H31V147L32 146H34V147H32V148H30V146H29V144H28V142H27V144H23L24 146H26V149H25V147L24 146H22V147H20V145L19 144H17L18 143V140H14V135L16 134V133H19L18 131H17V129H16V126H15V124H14V122L16 121V116H15V118L13 117V119L10 117V115L6 112V110H5V107L3 108H1L0 109ZM39 110V109H38ZM38 110H37V112H38ZM41 110H43V108L41 109ZM41 110H39V111H41ZM46 110V112H47V110L48 109H45ZM72 110V109H71ZM44 111V110H43ZM55 111H57V110H55ZM73 111V110H72ZM72 111H70V112H72ZM126 110H125V113L127 112ZM140 111V110H139ZM160 111V113H161V110H159ZM69 112V111H68ZM141 112H142V110H141ZM54 114H55V112H53ZM57 113V112H56ZM73 113V112H72ZM124 113V114H125ZM129 112H127V114H128ZM131 114H132V111L130 112ZM136 113V112H135ZM139 113V112H138ZM38 114V113H37ZM39 114H42V113H40L39 112ZM38 114V117L39 118H41L40 117V115ZM70 114V113H69ZM74 114V113H73ZM78 114V113H77ZM127 114H125V115H127ZM143 114H144V112H143ZM145 114H146V112H145ZM145 114H144V116H145ZM162 114V113H161ZM134 115V114H133ZM140 115V114H139ZM14 116V115H13ZM42 116V115H41ZM55 116H56V114H55ZM37 117V118H38ZM45 117V116H44ZM57 117V116H56ZM76 117H77V115H76ZM140 117V116H139ZM143 118V117H142ZM42 120H43V118H41ZM60 119V118H59ZM140 119V118H139ZM13 120V121H12ZM15 120V121H14ZM37 120H39V119H37ZM37 120H36V122H37ZM45 120V119H44ZM62 120H63V118H62ZM62 120H60V121H62ZM34 121L35 120H33V123H34ZM49 121V120H48ZM57 121H59V120H57ZM59 121V122H60ZM71 121V120H70ZM137 121V120H136ZM46 122V121H45ZM63 122V121H62ZM15 123H17V122H15ZM42 123L43 124H45L43 121H42ZM63 123H66V120H65V122H63ZM71 123V122H70ZM233 123H235V122H233ZM232 122H231V124L233 125L232 126V128L233 127H235L234 125L236 124H233ZM41 124V123H40ZM43 124H42V126H43ZM48 124H50V123H48ZM61 124V123H60ZM60 124H58V125H60ZM17 125V124H16ZM36 125H37V123H36ZM58 125H56L57 127H60V126H58ZM65 125V124H64ZM20 126V125H19ZM45 126L46 125H44L43 127H44V129H45ZM23 127V126H22ZM21 127V128H22ZM56 127V128H57ZM177 127V126H176ZM230 127V125H228V128ZM41 128V127H40ZM66 128V127H65ZM68 128V127H67ZM231 128V127H230ZM231 128V129H232ZM46 129H47V127H46ZM234 129V128H233ZM232 129V130H233ZM69 130V129H68ZM226 130V129H225ZM41 131H43V130H41ZM40 131V132H41ZM229 131V130H228ZM231 131V130H230ZM21 132V131H20ZM44 132V131H43ZM46 132V131H45ZM183 132V131H182ZM182 132H179L181 135H183L182 134ZM233 131H231V133H232ZM22 133V132H21ZM229 133V132H228ZM227 133V134H228ZM20 134V133H19ZM23 134V133H22ZM179 134V135H180ZM18 135V134H17ZM21 135V134H20ZM229 135V134H228ZM41 137V136H40ZM43 137H45V136H43ZM51 137H53V136H51L50 135V138ZM180 137V136H179ZM178 137V138H179ZM50 138H48V141L46 142V140H45V144H46V147H47V145L49 144L48 142H51V143H53L52 142V140L50 139ZM68 138V137H67ZM183 138V137H182ZM39 139V138H38ZM41 139H43V138H41ZM47 139V138H46ZM70 139V138H69ZM221 140L220 141H222V138H220ZM49 140H51V141H49ZM71 140V139H70ZM185 140V139H184ZM186 141V140H185ZM14 142H15V145H14ZM39 142H40V140H39ZM68 142V141H67ZM189 141H186V143H188ZM225 142V141H224ZM229 142V141H228ZM48 143V144H47ZM50 143V144H51ZM223 143V142H222ZM16 144L17 145H19V147L16 149L15 148V146H16ZM41 144H44V143H41ZM71 144H72V142H71ZM215 143L213 142V145H214ZM220 144V143H219ZM228 144V143H227ZM51 145H53V144H51ZM51 145H48V146H51ZM65 145V144H64ZM68 145H70V144H68ZM222 144H220V146H221ZM67 146V145H66ZM218 146V145H217ZM223 146V145H222ZM37 149H36V148ZM51 147H53V146H51ZM50 147V148H51ZM214 147V146H213ZM219 147V146H218ZM54 148V147H53ZM70 148V147H69ZM220 148V147H219ZM222 148V147H221ZM66 149V148H65ZM214 149V148H213ZM226 149H228V148H226V146L224 145V147H223V149H222V151L220 152V155L219 156H216V158L217 157H219V158H222V159H218V160H223L224 159V154L225 153H223V152H225L226 151ZM24 150H26L27 152H25ZM39 150H42V149H39ZM44 150V152H45V148L43 149ZM49 150V149H48ZM8 151V152H7ZM12 151V152H11ZM32 151V152H31ZM49 151H51V149L49 150ZM46 152V153H48V155H49V153H51V152ZM66 151H69V153H71L70 151L71 150H68V149H66ZM168 151H172V149H171V147L170 148H168ZM167 151V154H169L170 152H168ZM23 152H25V153H23ZM41 152H43V151H41ZM147 152H149V151H147ZM154 152V151H153ZM173 152V151H172ZM170 153V154H173V153ZM216 152V151H215ZM40 153V152H39ZM214 153V152H213ZM20 154V155H21ZM44 154V153H43ZM43 154H41V155H43ZM152 154V153H151ZM151 154H149V158L152 160L153 159V156L154 155H152L151 156ZM154 154V153H153ZM156 154V153H155ZM157 154H158V152H157ZM170 154H169V156H170ZM210 154V153H209ZM229 154V153H228ZM47 155V154H46ZM208 154H206V156H207ZM212 154H210V156H211ZM215 155H217V152L215 153ZM232 154H230V155H228V156H231ZM14 156V157H15ZM70 156V155H69ZM151 156V157H150ZM173 156V155H172ZM209 156V155H208ZM154 157H157V156H154ZM171 157V156H170ZM205 157V156H204ZM232 157V156H231ZM231 157H227L228 158V160H229V162L231 161V159L233 158H231ZM43 158V157H42ZM192 158H193V156H192ZM196 158V157H195ZM38 159H39V161H41V163L43 164H40L39 162H38ZM44 159H45V157H44ZM47 159H50V158H48L47 157ZM199 159V158H198ZM197 159V160H198ZM71 160V159H70ZM154 160V159H153ZM193 160V159H192ZM217 160V159H216ZM48 163H47V162ZM196 161V160H195ZM194 160H193V164H194V162H195ZM201 161H203V160H201ZM224 161V160H223ZM150 162H153V161H150ZM157 162V161H156ZM175 162V161H174ZM177 163L178 162H180V161H176ZM199 162V161H198ZM205 162V161H204ZM203 162V163H204ZM46 163V164H45ZM154 163V162H153ZM153 163L152 164H150L149 165V168H150V166H152L153 165ZM169 163V162H168ZM171 163V162H170ZM172 163H173V161H172ZM176 163V164H177ZM181 163H182V161H181ZM203 163H202V165H203ZM221 163H222V161H221ZM154 164H156V163H154ZM201 164V163H200ZM206 164L208 165L209 163L206 161ZM257 164V163H256ZM47 165V166H46ZM50 165H51V163H50ZM168 165H170L171 167L173 166L172 164H168ZM178 165H180V164H178ZM205 165V164H204ZM203 165V166H204ZM207 165H205V168H206V166ZM222 165V164H221ZM220 165V167H222V169H223V166L224 165H222L221 166ZM254 165V164H253ZM43 166H45V167H43ZM147 164H146V167H144V168H146L147 170H148V168H147ZM176 166V165H175ZM229 166H230V164H229ZM260 164H258V165H254V167L257 169V170H259L258 168H260ZM170 167V168H171ZM182 169H183V164H181V166H180ZM207 167H209V166H207ZM219 167V168H220ZM152 168H154V167H152ZM177 168V167H176ZM179 168V167H178ZM181 168H179V170H181L182 171V169ZM254 168V169H255ZM256 169H255V171H256ZM67 170V171H66ZM146 170V171H147ZM152 169H150V171H151ZM206 170V169H205ZM210 171V169H207V171ZM219 170V169H218ZM65 171H66V174H64L65 173ZM162 171V170H161ZM161 171H159L160 173H161ZM169 171V170H168ZM181 171H172L173 173V175H176V178L172 175V177H174V179L172 178V177H170V174H167V175H169V180L172 178V180L173 181H175L174 183H177V181L179 180V178H177V176L179 177L180 176V174L182 173L183 174V172H181ZM208 171V172H209ZM222 171V170H221ZM220 171V172H221ZM148 172V171H147ZM146 172V173H147ZM170 172H171V170H170ZM174 172L176 173V174H174ZM181 172V173H180ZM219 172V171H218ZM261 172V176H262V178H264V170L263 171H260ZM60 173V174H61ZM152 173V172H151ZM179 173V174H178ZM217 173V172H216ZM149 174V173H148ZM162 174V173H161ZM164 174V173H163ZM181 174V175H182ZM220 174H222V173H220ZM220 174H218V175H220ZM59 177H57V176ZM62 175V174H61ZM152 175V174H151ZM150 175V176H151ZM223 175V174H222ZM221 175V176H222ZM148 176V175H147ZM216 176V175H215ZM149 177V176H148ZM219 177V176H218ZM217 177V178H218ZM61 178V179H60ZM69 178V179H68ZM150 178V177H149ZM182 178V177H181ZM180 178V179H181ZM176 179H177V181H176ZM183 179V178H182ZM221 179V178H220ZM220 179H219V181H217V179H216V183L217 182H221V184H219V183H217V185L219 184L221 187H219V185H218V188L220 189V191L221 192H219L220 193V196H222V191H223V179L224 178H222L221 179V181H220ZM233 179H234V177H233ZM52 180H54L53 182H52ZM147 180V179H146ZM171 180V181H172ZM42 181V182H41ZM171 181H168V182H170V184H171ZM172 181V182H173ZM182 181V180H181ZM237 181V180H236ZM259 181V180H258ZM69 182V183H68ZM149 182V181H148ZM179 182H180V180H179ZM178 182V183H179ZM234 182V181H233ZM233 182H232V184H233ZM239 182V181H238ZM261 182H264V179H262V180H260V183ZM250 183V182H249ZM239 184H240V182H239ZM238 184V185H239ZM167 185H169V183H167ZM178 185V184H177ZM235 185V184H234ZM258 185H260V184H258ZM236 186H237V184H236ZM251 186V185H250ZM249 186V187H250ZM239 187V186H238ZM256 187V185H254V188ZM259 187V186H258ZM263 187V186H262ZM254 188L252 189H250V191L249 192H253L254 193V191L255 192H257L256 191V189H257V187L255 188V190H254ZM240 189V188H239ZM245 189V188H244ZM260 189V188H259ZM258 189V190H259ZM263 189V188H262ZM264 191V190H263ZM260 192H261V189H260ZM258 193V192H257ZM149 194H151V193H149ZM250 194V193H249ZM43 195H49L48 196V198L49 199H51V197H53V198H57L58 200L60 199L61 200V202H59V204H56V206H55V209L54 210H50L51 209V205H49V206H47V203H52V201L51 200H49L48 199V202H47V200L45 199V203L46 204H44V202H43ZM154 195V194H153ZM63 196V197H62ZM221 201V200H220ZM249 201H251L250 199H249ZM71 202V201H70ZM149 202H150V200H149ZM167 204H168V202H167ZM222 204V203H221ZM224 204V203H223ZM222 204V206H223V208H224V205ZM226 204V203H225ZM169 206H170V204H169ZM227 206V205H226ZM250 207V206H249ZM50 208V209H49ZM167 208V207H166ZM227 208V207H226ZM249 209H251V208H249ZM64 211V212H62V211ZM260 210V209H259ZM262 210V209H261ZM260 210V211H261ZM60 211H61V213H60ZM62 213H66V216H67V218L65 219V222H67L68 224H67V226L65 225V223H64V226L65 227H62V225H61V223L59 224V222L60 221H57V219H60V214L62 215ZM227 213H231V212H228L227 211ZM59 216V217H58ZM228 219V218H227ZM231 220V219H230ZM61 225V226H60ZM230 228V227H229ZM230 233V232H229ZM250 236H252V235H250ZM255 236V235H254ZM254 239H255V237H254ZM256 239H258V240H263L264 238H263V236H259V238H257V236H256ZM15 254H16V256H15ZM4 261H0L1 262V264H5L4 263ZM87 264H90V263H87Z\"/></svg>",
  "mask_w": 264,
  "mask_h": 264
}]
</instances>
